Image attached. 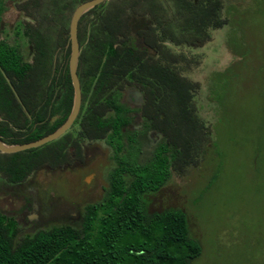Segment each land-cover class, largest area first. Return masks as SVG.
I'll use <instances>...</instances> for the list:
<instances>
[{"label": "trees", "instance_id": "16d2710c", "mask_svg": "<svg viewBox=\"0 0 264 264\" xmlns=\"http://www.w3.org/2000/svg\"><path fill=\"white\" fill-rule=\"evenodd\" d=\"M80 0H22L11 39L2 34L0 0V138H37L59 125L72 101L68 20ZM223 0H103L80 14L76 73L80 105L70 125L40 145L0 151V179L25 180L39 166L82 160L97 142L112 165L101 196L67 222L22 232L0 211V264H187L199 252L180 208L148 211L145 196L172 175L182 177L210 146L211 121L201 113L199 82L185 71L193 49L228 17ZM18 35L26 42L22 51ZM195 55V56H194ZM134 86L142 101L132 103ZM159 138L151 148L144 134Z\"/></svg>", "mask_w": 264, "mask_h": 264}, {"label": "rangeland", "instance_id": "374dc122", "mask_svg": "<svg viewBox=\"0 0 264 264\" xmlns=\"http://www.w3.org/2000/svg\"><path fill=\"white\" fill-rule=\"evenodd\" d=\"M13 1L1 15L7 39L23 21ZM223 1L228 21L192 50L198 61L185 71L199 82L201 113L213 117L210 146L186 175L146 194L145 205L184 211L200 248L187 264H264V0ZM125 97L141 99L133 87ZM157 136L148 133L151 142ZM111 165L107 149L93 145L82 160L39 166L24 182L0 179V210L16 215L23 231L78 224L82 205L101 196Z\"/></svg>", "mask_w": 264, "mask_h": 264}, {"label": "water", "instance_id": "95a60500", "mask_svg": "<svg viewBox=\"0 0 264 264\" xmlns=\"http://www.w3.org/2000/svg\"><path fill=\"white\" fill-rule=\"evenodd\" d=\"M103 0H81L75 4L71 10L68 20V38H69V53L67 58L68 74L72 85V101L70 109L63 119L53 130L32 140L23 142L6 143L0 138V151L12 152L40 145L48 140H51L61 134L72 122L77 114L80 105V84L76 73V63L79 52V42L77 39V21L82 12L89 7Z\"/></svg>", "mask_w": 264, "mask_h": 264}, {"label": "flooded vegetation", "instance_id": "af4514ba", "mask_svg": "<svg viewBox=\"0 0 264 264\" xmlns=\"http://www.w3.org/2000/svg\"><path fill=\"white\" fill-rule=\"evenodd\" d=\"M7 1H10V0H7ZM16 1H18V2H20L19 0H16ZM16 1H13V3H15ZM81 1V0H80ZM18 2H16V3H18ZM79 2V1H78ZM77 2V3H78ZM7 3V2H6ZM75 6V5H74ZM90 8V7H89ZM73 9V8H72ZM87 10V9H86ZM83 13V12H82ZM81 13V14H82ZM78 22V21H77ZM129 87H133V88H135L134 86H132V85H130V86H128V87H126V89H125V96H126V90H128L129 89ZM136 89V88H135ZM137 90V89H136ZM135 92V91H134ZM137 92L140 94V96H141V99L138 101V103H140L141 101H142V95H141V92L139 91V90H137ZM134 94V93H133ZM126 98V97H125ZM127 99V98H126ZM128 100V99H127ZM129 101V100H128ZM133 103V102H132ZM154 132V133H156L158 136H157V138H156V140L159 138V133L158 132H156V131H154V130H149V131H147L145 134H144V137H145V139H146V142H147V146L145 147V148H151V146L152 145H154V143L156 142V140L154 141V142H151L149 139H148V133L149 132ZM93 145H98L100 148H105V147H102L100 144H98L97 142H92V143H85V144H83V148H85L86 146L87 147H93ZM30 176V175H29ZM28 176V177H29ZM27 177V178H28ZM26 178V179H27ZM25 179V180H26ZM22 182H24V180L22 181ZM19 183H21V182H19ZM14 185L15 184H18V183H13ZM1 211V210H0ZM4 213H7V214H10V215H12L17 221H18V223L21 225V231L22 232H30V231H32L33 229H35V228H37V227H40V226H37V227H35V228H33L32 230H30V231H23V228H24V226L21 224V222L17 219V217H16V215H14L13 213H10V212H6V211H3ZM67 223H69V222H67Z\"/></svg>", "mask_w": 264, "mask_h": 264}]
</instances>
